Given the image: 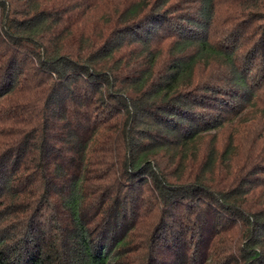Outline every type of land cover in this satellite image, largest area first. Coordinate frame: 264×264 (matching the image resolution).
Listing matches in <instances>:
<instances>
[{"label": "trees", "instance_id": "trees-1", "mask_svg": "<svg viewBox=\"0 0 264 264\" xmlns=\"http://www.w3.org/2000/svg\"><path fill=\"white\" fill-rule=\"evenodd\" d=\"M0 264H264V0H0Z\"/></svg>", "mask_w": 264, "mask_h": 264}, {"label": "rangeland", "instance_id": "rangeland-1", "mask_svg": "<svg viewBox=\"0 0 264 264\" xmlns=\"http://www.w3.org/2000/svg\"><path fill=\"white\" fill-rule=\"evenodd\" d=\"M222 30L223 28L219 27L213 34L215 36H220V32ZM238 131H239L238 128L237 130H234V131H232L231 128H226V130H223L221 133H218V134L213 132L207 135L206 138L201 143H198L196 145V148L195 149L193 148V152H195L198 155L200 161L203 160L204 157H207L208 155L214 153V151H216L217 157H222L223 153L228 147L229 137L231 136L232 133L236 134ZM241 131L243 132L242 128H241ZM241 135L242 133L239 136ZM238 140H241L240 149L238 151L232 150L231 151L232 153L229 157H232V158L236 157L235 160L238 163L243 164L250 157H254L258 149L261 148V144H260L261 140L259 138V142H255L254 140V142L248 143L245 145H243L242 139H238ZM194 155L195 154H192V157H194ZM235 160L233 161L236 162ZM220 163H221V160H220ZM195 165H197L196 166L197 170L195 168V171H196L195 177L196 178L202 177V168L198 166V164H195ZM206 178H211L212 182L219 183L220 181L223 180V172H220V174H217L216 176H212V177L208 175Z\"/></svg>", "mask_w": 264, "mask_h": 264}]
</instances>
